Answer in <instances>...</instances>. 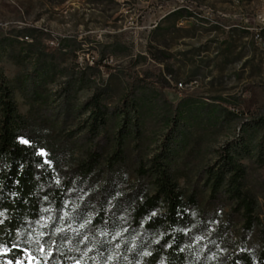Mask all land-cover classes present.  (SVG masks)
<instances>
[{
    "label": "rangeland",
    "instance_id": "374dc122",
    "mask_svg": "<svg viewBox=\"0 0 264 264\" xmlns=\"http://www.w3.org/2000/svg\"><path fill=\"white\" fill-rule=\"evenodd\" d=\"M178 9L186 11L179 25L194 30L168 49L204 61L193 82L185 83L183 70V85L165 82L161 66L138 59L157 24ZM26 29L33 40L21 37ZM145 71L147 80L136 84ZM1 78L39 153L58 179H72L73 199L100 196L112 185L113 199L142 184L151 192L137 168L168 148L166 163L192 217L194 252L220 264L243 249L264 264V134L255 124L264 117V0H0ZM96 92L108 112L98 134L89 128L87 104ZM130 97L136 109L125 107ZM228 142L244 145L251 228L235 202L223 191L215 196L206 181ZM94 153L100 171L90 175L91 185L79 184L78 166ZM117 154L122 161L110 174L109 157ZM0 264L22 263L0 254ZM28 264L36 263L28 257Z\"/></svg>",
    "mask_w": 264,
    "mask_h": 264
},
{
    "label": "trees",
    "instance_id": "16d2710c",
    "mask_svg": "<svg viewBox=\"0 0 264 264\" xmlns=\"http://www.w3.org/2000/svg\"><path fill=\"white\" fill-rule=\"evenodd\" d=\"M185 13L184 9L168 13L152 31L147 55L138 57L161 66L158 76L165 82L167 78L180 82L183 70L188 76L185 83L203 76L200 54L188 51L174 56L168 49L170 40L194 30V26L179 25ZM33 36L32 29H26L21 37L33 40ZM144 75H135L136 84L147 80L146 71ZM102 94L96 92L87 103L94 134L104 126L108 113L100 104ZM126 106L136 109L137 103L130 97ZM255 124L264 134V117ZM29 128L7 81L1 78L0 254L6 259L22 264H28V257L36 264H207L206 256L191 246L192 217L166 163L168 148L150 158L148 166L139 163L137 168L153 185L151 192L142 184L113 199L112 185L100 196L73 199L69 193L72 179H58L39 153L38 141L27 135ZM243 150V143L228 142L219 152L217 166L207 169L206 181L215 196L223 191L235 202L251 228L255 205L245 189L247 170L239 158ZM114 158L110 161L109 157L110 174L122 155ZM99 161L94 153L78 166L79 184H92L90 175L100 171ZM259 260L264 262V232ZM220 264H254V258L242 249Z\"/></svg>",
    "mask_w": 264,
    "mask_h": 264
},
{
    "label": "snow or ice",
    "instance_id": "6c2138e0",
    "mask_svg": "<svg viewBox=\"0 0 264 264\" xmlns=\"http://www.w3.org/2000/svg\"><path fill=\"white\" fill-rule=\"evenodd\" d=\"M25 143H26V141H25Z\"/></svg>",
    "mask_w": 264,
    "mask_h": 264
}]
</instances>
